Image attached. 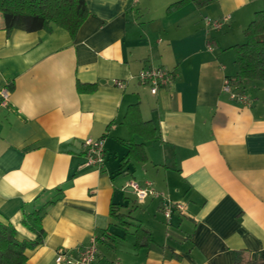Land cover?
I'll use <instances>...</instances> for the list:
<instances>
[{"label": "crops", "instance_id": "1", "mask_svg": "<svg viewBox=\"0 0 264 264\" xmlns=\"http://www.w3.org/2000/svg\"><path fill=\"white\" fill-rule=\"evenodd\" d=\"M175 1L85 0L73 37L7 32L0 14V86L10 89L0 222L33 238L22 217L44 211L43 241L21 264H56L57 249L75 255L92 236L93 264H233L238 249L264 258V83L240 84L247 103L221 89L236 73L233 27L261 0L168 10ZM223 14L220 28L205 25ZM149 65L170 73L155 93L137 78ZM87 137L103 140L99 166L84 163ZM131 180L155 193L138 201ZM165 198L183 211L165 216Z\"/></svg>", "mask_w": 264, "mask_h": 264}, {"label": "trees", "instance_id": "2", "mask_svg": "<svg viewBox=\"0 0 264 264\" xmlns=\"http://www.w3.org/2000/svg\"><path fill=\"white\" fill-rule=\"evenodd\" d=\"M213 0H177L168 5V10L192 2L197 7ZM88 13L85 0H0V14L7 32L12 29L35 31L61 27L73 37ZM245 41L231 45L236 73L230 77L238 87L243 82L264 80V0L254 11L251 20L243 29ZM78 90L86 87L77 82ZM92 85H88L91 88ZM43 208L25 213L22 223L34 232L33 238L18 239L14 226L0 222V264H21L26 259L25 250L43 241L45 231L41 225ZM137 232L147 231L138 228ZM233 264H264L258 253L246 249L234 251Z\"/></svg>", "mask_w": 264, "mask_h": 264}, {"label": "built area", "instance_id": "3", "mask_svg": "<svg viewBox=\"0 0 264 264\" xmlns=\"http://www.w3.org/2000/svg\"><path fill=\"white\" fill-rule=\"evenodd\" d=\"M206 26L218 29L225 22H228L230 18L229 14H223L220 17H211L206 15L203 17ZM137 78L140 82L148 84L149 90L155 93L160 86L166 85L170 78V73L162 66L149 65L141 69L137 73ZM230 77H225L222 81L221 89L227 92L230 98L235 99L242 103H247L249 97L244 91L238 89V86ZM114 83L118 86H122V82L114 80ZM10 89L7 85L0 86V108L4 107L9 102ZM84 146V163L87 165L99 166L103 162L104 145L103 140L93 139L87 137L83 140ZM127 185L134 191L136 199L142 201L148 194H154L155 190L151 186L150 182H146L144 185H139L136 181H129ZM183 211L184 205L181 202L172 201L169 198H165L163 212L165 216H168L172 209ZM97 252L96 238L90 237L89 241L80 246L76 254H71L68 250L57 249L54 256L56 264H93Z\"/></svg>", "mask_w": 264, "mask_h": 264}, {"label": "rangeland", "instance_id": "4", "mask_svg": "<svg viewBox=\"0 0 264 264\" xmlns=\"http://www.w3.org/2000/svg\"><path fill=\"white\" fill-rule=\"evenodd\" d=\"M262 6V0H261V3L259 4V7H257L258 9L261 8ZM252 18V17H251ZM247 20V19H245ZM251 20V19H249ZM249 20L247 21H244L242 24V26H235L233 27V30L231 33H233V35H235L236 37L235 38H238V41L237 43H240V42H243L245 41V36L243 34V29L246 27V25L248 24ZM229 30L227 29V27H225L223 30H221L219 33H225V32H228ZM231 51H232V48L230 47ZM259 82L261 83H264V80L263 81H260L258 80Z\"/></svg>", "mask_w": 264, "mask_h": 264}]
</instances>
